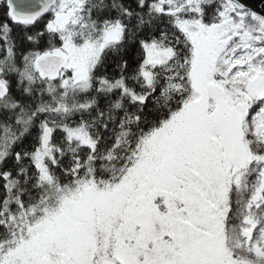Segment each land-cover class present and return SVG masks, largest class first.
<instances>
[{
  "label": "snow or ice",
  "instance_id": "6c2138e0",
  "mask_svg": "<svg viewBox=\"0 0 264 264\" xmlns=\"http://www.w3.org/2000/svg\"><path fill=\"white\" fill-rule=\"evenodd\" d=\"M0 264H264V13L0 0Z\"/></svg>",
  "mask_w": 264,
  "mask_h": 264
},
{
  "label": "water",
  "instance_id": "95a60500",
  "mask_svg": "<svg viewBox=\"0 0 264 264\" xmlns=\"http://www.w3.org/2000/svg\"><path fill=\"white\" fill-rule=\"evenodd\" d=\"M249 8L264 13V0H243Z\"/></svg>",
  "mask_w": 264,
  "mask_h": 264
}]
</instances>
